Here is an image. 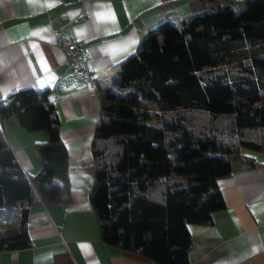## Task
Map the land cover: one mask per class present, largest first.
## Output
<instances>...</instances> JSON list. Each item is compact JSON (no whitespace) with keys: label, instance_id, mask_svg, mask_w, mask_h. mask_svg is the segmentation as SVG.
Returning a JSON list of instances; mask_svg holds the SVG:
<instances>
[{"label":"trees","instance_id":"obj_1","mask_svg":"<svg viewBox=\"0 0 264 264\" xmlns=\"http://www.w3.org/2000/svg\"><path fill=\"white\" fill-rule=\"evenodd\" d=\"M204 10L148 30L101 87L90 201L102 240L155 264H189V224L225 208L218 181L243 149L264 154V0H202ZM36 144L29 176L0 134V252L31 246L27 208L70 200L68 152L50 89L0 103Z\"/></svg>","mask_w":264,"mask_h":264},{"label":"crops","instance_id":"obj_2","mask_svg":"<svg viewBox=\"0 0 264 264\" xmlns=\"http://www.w3.org/2000/svg\"><path fill=\"white\" fill-rule=\"evenodd\" d=\"M203 10L202 0H0V103L24 89L51 90L70 187L66 203L35 199L26 205L31 246L0 252V264H155L107 245L100 235L90 192L101 87L148 30ZM59 38L87 50L88 78L72 74L67 52L55 47ZM0 134L27 175L40 171L36 144L45 140L43 132L0 117ZM241 153L250 161L233 162L231 175L218 181L225 208L208 225H188L189 264H264V154Z\"/></svg>","mask_w":264,"mask_h":264},{"label":"built area","instance_id":"obj_3","mask_svg":"<svg viewBox=\"0 0 264 264\" xmlns=\"http://www.w3.org/2000/svg\"><path fill=\"white\" fill-rule=\"evenodd\" d=\"M55 47L67 52V62L75 77L88 78L91 75V69L87 60V50L80 43L59 38ZM25 208L26 204L22 202L18 205L16 211L18 214H21ZM0 210H2V208H0ZM1 231L0 221V232Z\"/></svg>","mask_w":264,"mask_h":264},{"label":"snow or ice","instance_id":"obj_4","mask_svg":"<svg viewBox=\"0 0 264 264\" xmlns=\"http://www.w3.org/2000/svg\"><path fill=\"white\" fill-rule=\"evenodd\" d=\"M104 7H109V6H104ZM113 19H114V17H113ZM37 35H39V34L37 33ZM135 42H136L135 40L130 41V43H135Z\"/></svg>","mask_w":264,"mask_h":264}]
</instances>
